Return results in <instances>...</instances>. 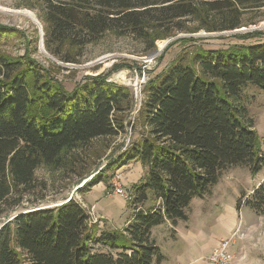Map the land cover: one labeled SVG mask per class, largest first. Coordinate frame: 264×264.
Segmentation results:
<instances>
[{
  "label": "trees",
  "instance_id": "16d2710c",
  "mask_svg": "<svg viewBox=\"0 0 264 264\" xmlns=\"http://www.w3.org/2000/svg\"><path fill=\"white\" fill-rule=\"evenodd\" d=\"M249 0H44V46L55 58L63 49H83L106 33L155 43L182 31V21L204 18L207 32L242 27L240 7ZM182 26V27H181ZM0 25V41L14 35ZM264 33L244 34L246 41ZM31 59H14L0 50V264H162L152 231L164 224L175 233L189 220L196 199L209 196L225 170L247 167L257 174L264 151L242 91L264 90V40L226 49H200L190 62L180 59L145 86L139 141L112 156L104 170L81 164L78 152L93 142L127 132L121 117L133 95L87 77L72 92L46 76ZM132 162L146 175L127 191L131 212L122 229L101 228L74 197L58 206L31 197L47 189L36 172L66 169L76 184L92 178L82 192L101 183L105 172ZM103 172V173H102ZM29 202L28 206H24ZM264 216V181L243 194L237 209ZM22 210L17 211V209ZM17 211V212H16Z\"/></svg>",
  "mask_w": 264,
  "mask_h": 264
},
{
  "label": "rangeland",
  "instance_id": "374dc122",
  "mask_svg": "<svg viewBox=\"0 0 264 264\" xmlns=\"http://www.w3.org/2000/svg\"><path fill=\"white\" fill-rule=\"evenodd\" d=\"M240 12L243 24L235 31L207 32L205 27L212 25L210 23L213 21L217 24L219 21L217 18L213 21L208 20L209 24L204 18H188L182 21V31H174L171 35L158 40L152 50H148L149 43L132 36L106 33L101 40L83 49L65 47L62 51L63 57L72 61L65 63L50 55L45 46L44 49L41 47V30L44 33L46 26L44 0H0V25L15 30L14 35L0 41V50L14 59L35 61L46 69V76L61 84L68 92L76 89L87 77L101 74L108 75V82L130 90L133 95L132 108L121 115L127 124V132L114 139L95 141L90 147L78 152L82 165L87 163L93 169L102 171L112 156L129 149L146 131L141 113L145 100V86L150 80L165 72L180 59L190 62L192 55L200 49H226L233 45L264 40V37H254L246 41L237 38L244 34L264 33V0H249L248 4L240 7ZM28 13L36 19L37 24L26 15ZM163 43L164 48L160 50L159 46ZM158 51L161 52L153 58ZM122 73L123 78L119 77ZM242 104L253 119L264 151V90L252 85L246 87L242 91ZM105 174L109 188L105 183H101L89 192H82L84 185L92 178L77 185L76 177L66 169L42 167L37 170L36 178L39 182L45 183L47 189L42 193L36 192L37 196L31 197L30 201L35 202L43 198L44 204L53 207L61 204L64 198L74 197L91 211L103 228L101 222L103 220L98 217L96 208L88 205V194L92 192V195L105 199L108 197L107 192L115 194L114 181H119L121 187L129 191L134 183L146 175V169L140 163L132 162ZM263 181L264 167L257 174H252L247 167L236 166L222 173L219 183L206 197L210 199L212 211L201 216L199 201L206 198L197 199L191 204L188 211L189 220L181 221L179 224L190 226L196 232L198 242L196 247L185 253L188 257L185 260L188 263L183 264L209 263L208 250L211 245L223 241L229 242L228 250L233 256L231 264H264V216L255 214L247 207L241 211L237 209L242 195L250 194ZM116 196L105 199L104 204L111 207L115 213L114 220L118 221L123 214L122 203L126 201L127 204L128 200ZM28 205L29 202H25L24 206ZM20 210L22 208L17 209ZM130 213L129 211L128 218ZM221 215L223 218L220 219ZM124 217L125 215L123 219ZM227 225L232 227L224 229ZM161 226L159 229H166L168 239L172 241L166 248L161 236L156 232V237H160L157 239L162 244L157 242V245L165 257L163 264H177L178 255L183 254L180 251L181 247L186 250L187 246L184 242L176 243V231L172 232V227L167 228V224Z\"/></svg>",
  "mask_w": 264,
  "mask_h": 264
},
{
  "label": "crops",
  "instance_id": "0c3cea01",
  "mask_svg": "<svg viewBox=\"0 0 264 264\" xmlns=\"http://www.w3.org/2000/svg\"><path fill=\"white\" fill-rule=\"evenodd\" d=\"M106 195L108 196L107 198L117 197L114 193L112 194L109 192H107ZM107 198H105V199H107ZM105 199L103 197H96V196L92 195V192L89 193L88 197H87L88 205L91 207H95L98 217L100 218V220H103V221H101L103 226H104L103 228H106V229H122V228H124L127 224V221H128L127 218L129 215V210L127 208L126 201H124L122 203V210H123V212H122L123 214H121L122 217L120 219H118V221L117 220L115 221L114 220L115 213H114V211L111 210V207L109 205L104 204ZM196 200H194L193 203ZM216 203H218V201H216ZM103 207H105V208H103ZM199 207L201 208V210H200L201 216H204L205 213L212 211V209L210 207V199L209 198H206L204 200H200L199 201ZM123 215H125L124 219H123ZM234 215H235V213H234ZM221 218H223V215L220 216V219ZM167 226H168L167 228H170L169 224H167ZM160 227H162V226H160ZM160 227L153 229V231H152L153 238H155V240H156L157 237L160 235L161 240L164 241L165 246L167 248L168 245L172 243V241L168 239L169 236L167 234V230L166 229H159ZM229 227H230V225L224 226V229H228ZM175 231H176V243H178V242L183 243L184 242V244L187 246L186 250H183V248L181 247L180 251L183 252V254L178 255L177 264L188 263L185 260V259H188L187 255H185V253L190 248L196 247L197 242H198L196 232L193 231L190 226L181 225V224H178L177 229H175ZM156 232L158 233L157 237H156ZM158 238L160 239V237H158ZM156 242H158V244L162 245L158 239ZM220 244L221 243L218 244L217 242H215L213 245H211L210 249L208 250V252L210 251L209 254H211L215 248L220 246ZM205 264H210V263L206 262Z\"/></svg>",
  "mask_w": 264,
  "mask_h": 264
},
{
  "label": "built area",
  "instance_id": "2783aa9c",
  "mask_svg": "<svg viewBox=\"0 0 264 264\" xmlns=\"http://www.w3.org/2000/svg\"><path fill=\"white\" fill-rule=\"evenodd\" d=\"M159 54L157 52L153 56V58H156ZM114 192L116 195L120 196L124 200H129L130 195L129 193L121 187V184L119 181H114ZM90 214L93 217L94 222H98L97 219L93 216V214L90 211ZM229 242L223 241L221 242L220 246L215 248L212 253L210 254V257L208 258V262L210 264H231L233 261V256L231 252L228 250Z\"/></svg>",
  "mask_w": 264,
  "mask_h": 264
},
{
  "label": "bare ground",
  "instance_id": "6f19581e",
  "mask_svg": "<svg viewBox=\"0 0 264 264\" xmlns=\"http://www.w3.org/2000/svg\"><path fill=\"white\" fill-rule=\"evenodd\" d=\"M26 15H28V17L34 22V23H36L37 24V21H36V19H34L33 18V16L30 14V13H28V14H26ZM164 43L161 45L160 44V46H159V49L160 50H162L163 48H164ZM161 52V51H160ZM159 51H158V54L160 53ZM118 76V75H117ZM123 76H124V74L122 73L121 75H119V77H122L123 78ZM125 81V80H124Z\"/></svg>",
  "mask_w": 264,
  "mask_h": 264
},
{
  "label": "water",
  "instance_id": "95a60500",
  "mask_svg": "<svg viewBox=\"0 0 264 264\" xmlns=\"http://www.w3.org/2000/svg\"><path fill=\"white\" fill-rule=\"evenodd\" d=\"M41 33H42L41 47H42V49H44V33H43V30H41Z\"/></svg>",
  "mask_w": 264,
  "mask_h": 264
}]
</instances>
